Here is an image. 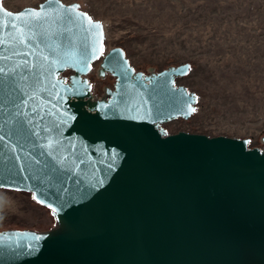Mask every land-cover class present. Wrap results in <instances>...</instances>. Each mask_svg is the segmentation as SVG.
<instances>
[{
	"label": "water",
	"instance_id": "1",
	"mask_svg": "<svg viewBox=\"0 0 264 264\" xmlns=\"http://www.w3.org/2000/svg\"><path fill=\"white\" fill-rule=\"evenodd\" d=\"M94 24L76 2L0 0V189L53 219L0 230V264H264V136L167 133L193 114L190 64L135 70ZM94 63L114 78L99 96Z\"/></svg>",
	"mask_w": 264,
	"mask_h": 264
},
{
	"label": "rangeland",
	"instance_id": "2",
	"mask_svg": "<svg viewBox=\"0 0 264 264\" xmlns=\"http://www.w3.org/2000/svg\"><path fill=\"white\" fill-rule=\"evenodd\" d=\"M43 0H1L17 11ZM76 2L102 22L108 50L119 46L135 70L160 71L169 65L190 64L175 80L197 95L196 111L187 119L161 124L178 131L248 138L261 147L264 136V0H61ZM87 75L92 93L112 87L114 78ZM53 225L49 210L29 193L0 189V230Z\"/></svg>",
	"mask_w": 264,
	"mask_h": 264
},
{
	"label": "snow or ice",
	"instance_id": "3",
	"mask_svg": "<svg viewBox=\"0 0 264 264\" xmlns=\"http://www.w3.org/2000/svg\"><path fill=\"white\" fill-rule=\"evenodd\" d=\"M68 11H75V9H69ZM6 15H9V16H11V13H7ZM25 15H27V16H29V17H31V18H35V19H37V20H39L40 18H41V13H39V12H35V11H32V12H29V13H26ZM16 19H23V16H21V17H16ZM69 19H71V17H69ZM85 19H87L88 21H89V23L91 24L92 22H91V18H89V17H85ZM93 27H95V28H98V29H102V25H99V24H94V25H92ZM12 27H16V25H12ZM0 71H3L2 69H0ZM189 108H190V111L191 112H195L196 111V108L195 107H191V105H189ZM3 139V137L2 136H0V140H2ZM15 159H19L18 157H15ZM3 185H0V187H2ZM12 190H14V191H20L21 189L19 188V187H16V188H13ZM29 190H31V189H29ZM34 199H38V197H36V196H34L33 197ZM53 212H55V209H53Z\"/></svg>",
	"mask_w": 264,
	"mask_h": 264
}]
</instances>
